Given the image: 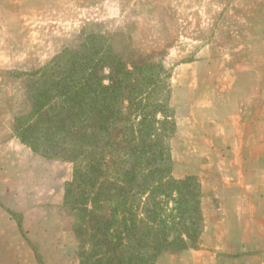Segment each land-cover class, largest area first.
<instances>
[{
  "label": "crops",
  "instance_id": "obj_1",
  "mask_svg": "<svg viewBox=\"0 0 264 264\" xmlns=\"http://www.w3.org/2000/svg\"><path fill=\"white\" fill-rule=\"evenodd\" d=\"M77 5L90 17H82L84 24L96 22L97 35L126 32L130 23L179 27V47L169 50L170 56L178 52L168 78L176 121L173 176L198 178L203 231L197 249L164 252L157 264H264V0H77ZM150 7L175 9L177 19L166 10L149 13ZM53 8L46 0H0V41L25 32L31 39L59 41L43 51H62L65 33L54 25L64 18H55ZM185 9L191 21L200 15L212 25L207 30L212 42H204L200 30L181 26L179 11ZM219 21L229 28L218 32ZM163 66L167 70L164 61ZM0 71L13 75L10 113L0 116V124L6 121L2 124L12 130L10 122L33 112L26 79L35 70ZM6 134L0 136V264H81L66 204L74 164L45 158Z\"/></svg>",
  "mask_w": 264,
  "mask_h": 264
},
{
  "label": "trees",
  "instance_id": "obj_2",
  "mask_svg": "<svg viewBox=\"0 0 264 264\" xmlns=\"http://www.w3.org/2000/svg\"><path fill=\"white\" fill-rule=\"evenodd\" d=\"M130 36L91 34L92 46L27 73L33 112L16 130L43 157L74 164L66 204L81 264H157L197 249L203 231L198 178L173 176L170 74Z\"/></svg>",
  "mask_w": 264,
  "mask_h": 264
},
{
  "label": "rangeland",
  "instance_id": "obj_3",
  "mask_svg": "<svg viewBox=\"0 0 264 264\" xmlns=\"http://www.w3.org/2000/svg\"><path fill=\"white\" fill-rule=\"evenodd\" d=\"M52 1L54 8L52 9L51 12L52 15L56 17L62 16L64 18V23H60L57 25H54L55 28L60 27V29H63L65 36L62 39L63 42L67 43L65 44V48L62 51H43L45 48V45L47 44L48 46L56 45L57 43L56 40H44L43 38H37L31 39L28 38L25 32H17L15 34V37L13 40L10 41H0V67H9L13 71L16 72H22L24 70H39L41 69L44 65H47L48 63L51 62L52 59L55 57L59 56L65 49H69L72 51H77L83 48L85 45L87 46H92L93 45V40L92 38H89L91 34L93 35V24L96 22H90L84 24L82 22V17L84 18L85 16L87 18H90L88 13L83 12L81 8L78 7L77 5V0H46V2ZM38 10L40 9V6H37ZM164 10L167 11L168 15L170 14L173 17L177 19V10L171 9V8H165L161 9L158 11L155 7H150L148 9L149 13L155 14V13H161ZM176 13H175V12ZM180 17L181 19L184 20V23L181 24L186 30H200L201 32L204 33L203 36L206 37L204 39V42L209 43L212 42L211 39L208 38V33L207 30H211L212 25L208 26L207 24L203 23V18L199 16L197 17H192L193 21L190 19V11L188 9L185 10H180ZM175 15V16H174ZM179 17V14H178ZM93 21V20H91ZM101 21H106V20H101ZM97 21V23L101 22ZM221 21V18H220ZM217 23L215 26V29L218 30V32L221 31H226L229 25L221 23ZM131 26L129 29H126V32L131 35H135V40L133 41L134 43V48L140 52L142 51L144 55L147 56V60L149 63L155 64V67H159V62L164 61V64L167 67V72L170 73V69L174 66L175 60L177 57L175 55H178L175 51L173 55L170 56L169 53H173V51H169L172 48L179 47L180 44V39L178 38L179 36V27L175 23H156L153 25H148V26H142L140 27L134 23H130ZM181 28V27H180ZM229 31V30H228ZM216 42L219 44H232V41L229 40H224V39H219ZM234 43L236 41H233ZM233 43V44H234ZM140 50V51H139ZM233 53L237 54L238 51H234ZM169 55V56H168ZM246 55L241 54L239 57L244 58ZM166 57V58H165ZM167 57H170V62L166 63ZM238 57V56H237ZM165 58V60H164ZM170 63V64H169ZM152 65V64H151ZM37 69V70H36ZM11 76H13L9 72L5 71H0V116H8V113H10V105H11V89L9 86V82L11 79ZM165 77H162L161 81H164V85H167L168 80L165 82ZM27 81V86H28V92L30 95V89H31V84L33 83V80H28ZM30 88V89H29ZM32 88H34L32 86ZM169 89L166 93H164L168 97ZM171 96V93H170ZM10 119H13L10 117ZM6 121H3L4 123ZM16 122V123H15ZM15 122H10L9 126H11L12 130H10L7 126H4L2 123L0 124V136L6 138L8 137L6 133H10L12 136H16L19 138L17 133V130L19 129H25L26 127H23L22 124H20L17 121ZM2 127V130H1ZM17 129V130H16ZM6 131V132H5ZM12 131L14 135L12 134ZM20 139V138H19ZM22 140V139H20ZM23 141V140H22ZM27 144V143H26ZM70 207V206H69ZM70 214L73 219V230L75 233V236H77V227L79 225V222L77 221L74 211L72 207H70ZM75 221V224H74ZM77 238V237H76ZM78 240V239H77ZM175 253V252H174Z\"/></svg>",
  "mask_w": 264,
  "mask_h": 264
}]
</instances>
